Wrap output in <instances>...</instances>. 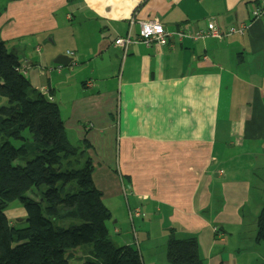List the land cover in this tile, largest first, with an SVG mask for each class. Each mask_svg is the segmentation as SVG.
Returning a JSON list of instances; mask_svg holds the SVG:
<instances>
[{"label": "crops", "instance_id": "obj_1", "mask_svg": "<svg viewBox=\"0 0 264 264\" xmlns=\"http://www.w3.org/2000/svg\"><path fill=\"white\" fill-rule=\"evenodd\" d=\"M262 1L0 0V41L58 105L69 142L88 144L110 238L134 245L142 264L168 263L171 227L177 238L195 236L202 264H264V244L254 241L264 194V16H251ZM208 16L234 31L169 33L163 45L125 51L113 43L136 39L141 20L195 32ZM11 213L21 225L22 207Z\"/></svg>", "mask_w": 264, "mask_h": 264}, {"label": "trees", "instance_id": "obj_2", "mask_svg": "<svg viewBox=\"0 0 264 264\" xmlns=\"http://www.w3.org/2000/svg\"><path fill=\"white\" fill-rule=\"evenodd\" d=\"M18 65L0 41V97L6 100L0 106V264H142L134 245L110 238L111 212L92 180V161L83 156L88 144L69 142L58 105L16 71ZM16 158L22 163H13ZM14 201L25 212L24 226L11 224L4 212ZM261 201L254 241L264 244V194ZM59 218L79 222L61 226ZM78 246L81 255L73 251ZM165 257L169 264L203 262L195 236L177 238L172 227Z\"/></svg>", "mask_w": 264, "mask_h": 264}, {"label": "built area", "instance_id": "obj_3", "mask_svg": "<svg viewBox=\"0 0 264 264\" xmlns=\"http://www.w3.org/2000/svg\"><path fill=\"white\" fill-rule=\"evenodd\" d=\"M251 16L252 18L264 16V0L261 2L260 5H258L251 11ZM233 31L234 29L230 27L226 29L221 28L215 16H208L206 18L205 28L199 29L195 32L189 31L188 29L167 32L157 19H151L139 21V30L136 39H133L130 36L126 35L125 37H116L113 43L114 45H118L123 49V51H125L130 44L136 42H140L145 45H150V43L155 41L163 45L166 43V37L169 33H174L179 38L187 37L196 40L203 39L206 37L222 38ZM68 54L73 55V52L69 51ZM26 69L27 65L23 64H20L15 67V70L22 74H25ZM138 215V208H134L129 212L130 219Z\"/></svg>", "mask_w": 264, "mask_h": 264}, {"label": "rangeland", "instance_id": "obj_4", "mask_svg": "<svg viewBox=\"0 0 264 264\" xmlns=\"http://www.w3.org/2000/svg\"><path fill=\"white\" fill-rule=\"evenodd\" d=\"M69 52V51H68ZM24 133V135L25 136H28V133L26 132V131H24L23 132ZM12 143L14 144V145H18V141H12ZM13 163H22V160L20 159V158H16L14 161H13ZM234 166H235V164H234ZM257 181V180H256ZM254 189H256V190H258L257 188H254ZM28 196H32L31 195V193L28 191L27 193H26ZM20 204L17 202V201H14V202H11L10 204H8V206H7V208L5 209V214H6V216L8 217V218H10V216H15L14 215V213H11V209H13V208H15V207H17V206H19ZM60 220H58V222H57V224H59V225H61V226H64L66 223L68 224V222L69 221H71V222H75V223H78L79 221H77V219H63V218H59ZM61 219H63V220H61ZM112 222V221H111ZM111 222H108L107 223V226H109V228H111L112 227V223ZM250 222V217H246V223H249ZM18 226H24V223L22 224V225H18ZM110 235H111V233H109ZM123 234H124V232H123ZM153 234H154V237H155V234H156V232L155 231H153ZM115 245H119V243L117 242V241H115ZM80 247H83V246H78V247H76V248H74V250L73 251H75V255H81V251H82V249L80 248ZM69 264H81V262H79V261H76V260H71V261H69ZM167 264H169V263H167Z\"/></svg>", "mask_w": 264, "mask_h": 264}, {"label": "water", "instance_id": "obj_5", "mask_svg": "<svg viewBox=\"0 0 264 264\" xmlns=\"http://www.w3.org/2000/svg\"><path fill=\"white\" fill-rule=\"evenodd\" d=\"M66 57H61L58 60H56L57 63H65V59ZM68 59V58H67Z\"/></svg>", "mask_w": 264, "mask_h": 264}]
</instances>
